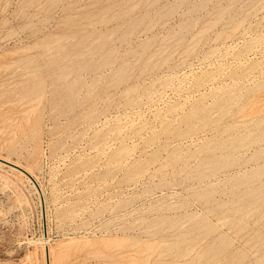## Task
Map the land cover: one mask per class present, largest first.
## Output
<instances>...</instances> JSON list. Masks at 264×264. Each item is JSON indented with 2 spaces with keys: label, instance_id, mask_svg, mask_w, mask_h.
Segmentation results:
<instances>
[{
  "label": "rangeland",
  "instance_id": "1",
  "mask_svg": "<svg viewBox=\"0 0 264 264\" xmlns=\"http://www.w3.org/2000/svg\"><path fill=\"white\" fill-rule=\"evenodd\" d=\"M0 158V264H264V0H0Z\"/></svg>",
  "mask_w": 264,
  "mask_h": 264
},
{
  "label": "bare ground",
  "instance_id": "2",
  "mask_svg": "<svg viewBox=\"0 0 264 264\" xmlns=\"http://www.w3.org/2000/svg\"><path fill=\"white\" fill-rule=\"evenodd\" d=\"M1 159V158H0ZM3 160V159H2ZM7 162V161H6ZM0 163H2V162H0ZM10 163V162H9ZM2 164H4V163H2ZM11 164H13V163H11ZM5 165V164H4ZM14 166H17V165H15V164H13ZM10 167V166H9ZM17 167H19V166H17ZM10 168H12V169H15V170H17V171H19L18 169H16V168H14V167H10ZM20 168V167H19ZM22 170H23V168H21ZM25 171V170H24ZM26 172V171H25ZM19 173H22L21 171H19ZM27 173V172H26ZM23 174V173H22ZM28 174V173H27ZM24 175V174H23ZM29 176H30V174H29ZM27 177V176H26ZM31 177V176H30ZM28 178V177H27ZM32 178V177H31ZM29 179V178H28ZM33 179V178H32ZM30 180V179H29ZM31 181V180H30ZM34 181V180H33ZM35 182V181H34ZM35 184H36V182H35ZM35 184H32V185H34L35 187H36V189L38 190V192H40L39 191V188H38V186H37V184L35 185ZM40 194V193H39ZM41 197V196H40ZM41 201L43 202L44 200H42V197H41ZM49 250H48V248L46 249L45 248V258H46V264H48V262H47V252H48Z\"/></svg>",
  "mask_w": 264,
  "mask_h": 264
},
{
  "label": "water",
  "instance_id": "3",
  "mask_svg": "<svg viewBox=\"0 0 264 264\" xmlns=\"http://www.w3.org/2000/svg\"><path fill=\"white\" fill-rule=\"evenodd\" d=\"M0 162L4 163L5 165L7 166H10V167H14L16 169H18L19 171H21L25 176H27L32 182L33 184H35V182L33 181V179L29 176V174H27L24 170H22L21 168L17 167V166H14L13 164L9 163V162H6L5 160H2L0 159ZM36 185V184H35Z\"/></svg>",
  "mask_w": 264,
  "mask_h": 264
}]
</instances>
